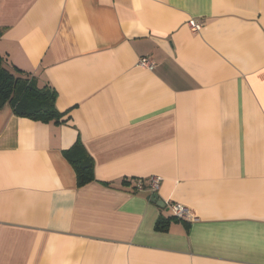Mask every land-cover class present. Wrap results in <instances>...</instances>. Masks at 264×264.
<instances>
[{"label":"crops","instance_id":"1","mask_svg":"<svg viewBox=\"0 0 264 264\" xmlns=\"http://www.w3.org/2000/svg\"><path fill=\"white\" fill-rule=\"evenodd\" d=\"M0 29L64 114L0 109V264H264V0H0Z\"/></svg>","mask_w":264,"mask_h":264},{"label":"trees","instance_id":"2","mask_svg":"<svg viewBox=\"0 0 264 264\" xmlns=\"http://www.w3.org/2000/svg\"><path fill=\"white\" fill-rule=\"evenodd\" d=\"M2 34L0 29V37ZM55 101L56 93L50 85L40 86L36 77L8 66L0 56V109L8 105L16 117L56 124L64 122V114L58 111ZM64 158L74 170L78 187L95 180L93 161L79 141L64 153ZM172 220L177 219L160 215L155 230L166 232Z\"/></svg>","mask_w":264,"mask_h":264},{"label":"built area","instance_id":"3","mask_svg":"<svg viewBox=\"0 0 264 264\" xmlns=\"http://www.w3.org/2000/svg\"><path fill=\"white\" fill-rule=\"evenodd\" d=\"M188 26L192 32H198L201 28V23L196 20L188 21ZM139 65L147 69L152 68V62L148 58H142L139 61ZM161 184V178L159 176H151L146 181L137 180L135 190L142 191L145 188L149 189L151 193L155 194L158 192ZM168 210L172 214V217L180 221L191 222L193 220V215L186 207L179 204L167 205Z\"/></svg>","mask_w":264,"mask_h":264},{"label":"water","instance_id":"4","mask_svg":"<svg viewBox=\"0 0 264 264\" xmlns=\"http://www.w3.org/2000/svg\"><path fill=\"white\" fill-rule=\"evenodd\" d=\"M151 202L154 203V204H156L161 209H164L165 208V204L158 199V196L156 194H153L151 196Z\"/></svg>","mask_w":264,"mask_h":264}]
</instances>
